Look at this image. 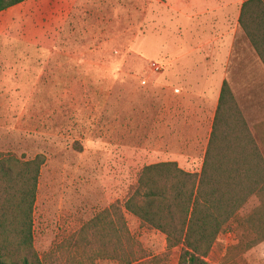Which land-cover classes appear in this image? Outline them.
<instances>
[{"label":"rangeland","instance_id":"rangeland-1","mask_svg":"<svg viewBox=\"0 0 264 264\" xmlns=\"http://www.w3.org/2000/svg\"><path fill=\"white\" fill-rule=\"evenodd\" d=\"M172 4L185 6L179 0H26L0 13V156L45 160L33 247L42 259L59 244L68 246L61 261L51 257L46 264L89 256L94 264H118L97 257L95 232L119 229V210L136 248L162 257L161 264H177L180 250L167 254L165 236L123 209L144 167L178 158L186 172L202 168L205 127L200 133L199 125L178 122L160 137L168 114L162 102L175 89L200 96L195 102L203 96L213 102L225 78L264 156V73L252 49L241 33L232 51L184 39ZM217 64L220 73H210ZM258 204L249 199L216 239L207 264H264V239L251 247L245 224ZM111 243L110 253L116 240Z\"/></svg>","mask_w":264,"mask_h":264},{"label":"trees","instance_id":"trees-1","mask_svg":"<svg viewBox=\"0 0 264 264\" xmlns=\"http://www.w3.org/2000/svg\"><path fill=\"white\" fill-rule=\"evenodd\" d=\"M25 1L0 0V13ZM239 28L264 65V0L242 4ZM44 161L42 156L32 160L0 156V264H46L47 258L65 257L66 242L42 259L33 247V208ZM252 197L259 204L245 218L254 237L251 247L264 239V156L224 81L200 172H186L175 162L148 165L123 209L165 236L167 254L180 250L177 264H207L216 239ZM118 212L119 229L95 232L100 244L97 257L118 264H161L162 257L149 258L138 249L124 212ZM113 239L114 255L108 250ZM238 247L230 248L224 259ZM93 259H71L69 264H94Z\"/></svg>","mask_w":264,"mask_h":264},{"label":"crops","instance_id":"crops-1","mask_svg":"<svg viewBox=\"0 0 264 264\" xmlns=\"http://www.w3.org/2000/svg\"><path fill=\"white\" fill-rule=\"evenodd\" d=\"M179 1L183 4V6L185 3L183 8L174 6L173 4L171 7L178 12L183 21L182 28L184 39H187L190 42L207 40L211 43L219 44L221 47L223 46L225 50L232 51L234 46L237 44V35L241 33L244 36L247 45H249L252 49L255 61L259 62L261 71L264 73V65L249 44L244 33L239 28L241 6L247 0ZM199 36H202L203 38L200 39ZM219 70L220 67L219 64H217L214 68H211L210 73L219 74ZM248 70L250 73L253 72L252 69ZM225 71H227V69ZM224 81H226L225 78L222 80L221 86ZM187 87L190 88L188 85ZM231 91H233L232 88ZM219 94L215 96L213 102L207 100L205 96H203V102H195L200 96H191L188 93H184L182 89H175L170 102H162L168 114L162 115V123H164L165 127L163 128V132L160 137H165V128L167 130L169 127L168 133H172L170 130H174L175 123L179 122L180 124L181 122H185L186 124L187 121L193 122L200 126V133L203 132V127H205V133L203 134V138H205V140H203V144L201 145V152L205 155L218 105ZM234 97L236 98V96ZM156 118L159 119V117ZM182 132L183 134L181 136L184 139H188V135L186 134L187 129H184ZM181 145L183 147L186 146L185 142ZM172 162L177 163L180 169L185 170V168L181 165V159L176 158Z\"/></svg>","mask_w":264,"mask_h":264},{"label":"built area","instance_id":"built-area-1","mask_svg":"<svg viewBox=\"0 0 264 264\" xmlns=\"http://www.w3.org/2000/svg\"><path fill=\"white\" fill-rule=\"evenodd\" d=\"M159 69H160L159 66H154V70H155V71H158Z\"/></svg>","mask_w":264,"mask_h":264}]
</instances>
